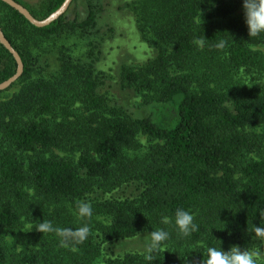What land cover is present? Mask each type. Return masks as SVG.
<instances>
[{
  "label": "trees",
  "instance_id": "16d2710c",
  "mask_svg": "<svg viewBox=\"0 0 264 264\" xmlns=\"http://www.w3.org/2000/svg\"><path fill=\"white\" fill-rule=\"evenodd\" d=\"M15 1L38 19L65 2L45 0L37 12L26 0ZM86 2V17L65 13L39 28L0 0V26L24 63L21 89L0 101V264L54 263L50 249L11 255L5 242L29 214L26 186L41 201L72 203L95 191L135 188L138 195L96 204L112 217L105 237L164 229L170 238L166 249L149 254L153 261L129 255L115 264H202L209 247H261L252 229L264 220V155H250L264 150V91L247 87L241 73L264 79V53L251 48L264 43V35L250 37L244 20L219 21L237 10V0H142L139 21L143 30L149 25L160 52L144 69L126 68L122 84L156 92L158 104L134 117L101 94L104 80L92 63L61 54L57 73L40 71L45 38L97 30L95 0ZM16 69L0 42V83ZM139 134L161 143L146 158L126 157L125 151L139 148ZM38 149L79 153L78 162L39 155L26 167L18 152ZM177 207L190 211L198 225L189 237L178 234ZM59 229L62 242L84 251L69 264H92L100 250L88 227L65 221ZM82 229L87 234L80 242Z\"/></svg>",
  "mask_w": 264,
  "mask_h": 264
},
{
  "label": "rangeland",
  "instance_id": "374dc122",
  "mask_svg": "<svg viewBox=\"0 0 264 264\" xmlns=\"http://www.w3.org/2000/svg\"><path fill=\"white\" fill-rule=\"evenodd\" d=\"M45 0H26L32 10L37 12L41 3ZM239 2L237 10L228 18L219 20L221 23L229 21H243L242 0ZM96 12L98 15L97 30L91 34L64 32L60 36L45 38L42 41L43 47L48 49V53L39 63L40 71L47 76H52L59 70L62 60L61 54L71 57L84 63H92L101 74L103 84L100 92L105 95L109 103L113 106L124 109L134 117H143L149 114L150 109L158 104L156 92L151 90H139L136 87H124L122 77L126 68L135 70L144 69L148 63L155 60L160 52V42L150 31L148 24L143 30L139 21V12L143 7L142 0H95ZM86 0H73L67 15L70 19L79 15L80 18L88 14ZM144 24V23H143ZM145 31V32H144ZM251 48L264 53V43L251 45ZM171 51V47L168 48ZM247 87L264 91V79H257L247 74L241 73ZM22 83H15L7 90L0 92V101L12 97L19 92ZM261 132V129H255ZM139 148L137 150L125 151L128 158H146L153 147L161 143L144 134L138 136ZM20 159L27 167L31 159L36 156H60L78 162L79 153L66 152L60 149L37 152H18ZM263 152H255L250 158H260ZM29 193L30 211L23 217L19 230L5 237L11 255H20L29 252H43L50 249V257L53 264H69L76 255L83 254L80 248L70 247L59 239L60 225L65 221H72L77 224H84L93 234L94 244L99 248V253L91 257L92 264H115L119 258L132 255L139 258L149 256L147 245L150 241L152 231L148 230L138 233L128 238L107 239L104 235L105 227L112 223V217L106 213L99 212L98 204L105 201V198L116 196L138 195L135 188L127 190L120 189L113 193H103L95 191L88 198L72 202L41 201L32 187L26 186ZM90 206L91 216L82 214V206ZM41 223H50L51 231L38 230ZM165 245H161L163 249ZM260 253L259 264H264V244L255 249ZM13 264H16L13 262Z\"/></svg>",
  "mask_w": 264,
  "mask_h": 264
},
{
  "label": "clouds",
  "instance_id": "9594fccd",
  "mask_svg": "<svg viewBox=\"0 0 264 264\" xmlns=\"http://www.w3.org/2000/svg\"><path fill=\"white\" fill-rule=\"evenodd\" d=\"M211 2V0H210ZM242 9L244 21L248 29L250 37H259L264 35V0H242ZM197 46L203 48L204 40L198 39ZM223 48L224 44L217 45ZM82 214L91 216L92 210L90 206H82L80 209ZM264 217V212H261ZM163 222L165 224L170 222L168 217H165ZM174 222L178 229V234L182 237H189L193 232L198 230V225L194 222L193 214L182 208L177 207L174 211ZM41 232L51 231L50 223H41L38 228ZM257 241L264 243V220L260 226H255L252 229ZM87 229H82L79 240L83 242L86 239ZM170 238V233L164 229L152 231L150 234V241L147 245L149 253L159 250L161 245ZM260 253L254 249L241 250L238 246H233L230 250L225 251L222 248L209 247L207 249L206 259L202 264H259ZM149 261H153V257H147Z\"/></svg>",
  "mask_w": 264,
  "mask_h": 264
},
{
  "label": "water",
  "instance_id": "95a60500",
  "mask_svg": "<svg viewBox=\"0 0 264 264\" xmlns=\"http://www.w3.org/2000/svg\"><path fill=\"white\" fill-rule=\"evenodd\" d=\"M8 4L9 6L13 7L14 9L18 10L21 14H23L26 19L36 27L42 28L46 27L53 22L57 21L61 16H63L67 10L69 9L73 0H65V2L53 13H51L48 17L44 19L36 18L28 8L24 5L18 3L15 0H1ZM0 42L10 51V53L14 56L17 69L13 76L9 79L0 83V92L9 89L12 85H14L23 75L24 72V63L20 53L14 48V46L10 43V41L5 36L1 26H0Z\"/></svg>",
  "mask_w": 264,
  "mask_h": 264
}]
</instances>
